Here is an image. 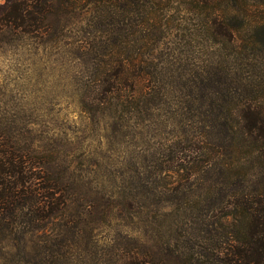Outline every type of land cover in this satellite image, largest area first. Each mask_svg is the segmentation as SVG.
Wrapping results in <instances>:
<instances>
[{"label":"rangeland","instance_id":"374dc122","mask_svg":"<svg viewBox=\"0 0 264 264\" xmlns=\"http://www.w3.org/2000/svg\"><path fill=\"white\" fill-rule=\"evenodd\" d=\"M47 1L45 32L0 30V144L68 199L5 212L0 264H218L229 193L264 201V152L219 126L264 104V0ZM126 63L135 91L96 96V72Z\"/></svg>","mask_w":264,"mask_h":264},{"label":"trees","instance_id":"16d2710c","mask_svg":"<svg viewBox=\"0 0 264 264\" xmlns=\"http://www.w3.org/2000/svg\"><path fill=\"white\" fill-rule=\"evenodd\" d=\"M203 1L210 3V0ZM51 11V3L47 0H0V30L43 33L48 26L45 23L46 15ZM215 21L219 20L214 15L213 24ZM221 24L218 22L214 27L217 32H220ZM224 40L229 42L232 38ZM121 69L113 77H109L108 71L104 69L96 72V76L100 77L93 87L96 96L118 94L126 99L127 82L135 91V78H140L141 73L135 74L134 67L129 68L128 63ZM144 93L151 96L145 100L147 102L156 91L148 89ZM214 122L209 125L211 138L215 137ZM220 125L223 130L220 136L225 141L229 138V144L236 138L245 152H264V104L242 103L237 115L224 119ZM225 141L218 145H225ZM169 160L173 161V155ZM39 164L37 156L26 158L21 151H14L5 143L0 144V217L5 216V212L12 214L26 203L32 209L34 220L46 218L65 207L68 194L63 191L61 199L54 195L55 183L43 176ZM237 192L229 193L240 195V201L234 202L232 219L225 226V233L233 238L234 243L227 244L223 255L218 258V264H264V201L255 190L244 192L239 189Z\"/></svg>","mask_w":264,"mask_h":264}]
</instances>
